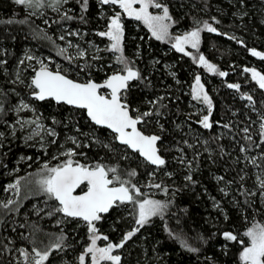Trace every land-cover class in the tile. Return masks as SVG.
Wrapping results in <instances>:
<instances>
[{
    "label": "trees",
    "instance_id": "16d2710c",
    "mask_svg": "<svg viewBox=\"0 0 264 264\" xmlns=\"http://www.w3.org/2000/svg\"><path fill=\"white\" fill-rule=\"evenodd\" d=\"M160 2L167 5L175 21L169 30L173 36L191 30L196 21L206 20L217 28V33H201L199 53L227 75L221 77L208 72L191 57L172 48L170 41L156 40L142 23L122 16L124 55L141 75V79L130 82L125 96L133 115L153 110V115L146 118L140 128L144 133L161 136L158 146L166 164L157 169L115 141L110 130L93 124L84 110L57 104L51 99L37 101L30 96L31 90L27 87L36 69L25 59L27 53L33 57L56 59L61 72L79 81L92 79L100 82L118 69L116 62L109 64L110 56L93 59L95 55L91 56L88 48L85 57L72 61L58 54L59 45L64 41L59 39L61 36L82 46L88 41L102 43L104 38L96 32L105 28L114 11H120L118 6L89 0L87 12L82 13L77 0H68L57 12L47 4L39 10H28L15 4L14 0H0V21H27L24 24L0 23V61H5L0 65V98L5 100L7 113L0 119V132L5 134L0 139V202L16 200L18 203L10 208L19 209H0V264H24L18 249L25 248L29 253L33 247L43 249L61 230L67 246L53 251L45 264H79L78 257L89 242L82 221L64 219L60 214L49 217L41 212L37 215L39 209H46V201L48 207H54L55 202L42 194L22 199L14 190L5 191L8 184L18 179L22 181L41 165H52L65 159L59 154L69 148L76 149L78 155L75 159L81 163L99 161L118 164L124 170L135 169L137 176L133 183L140 187L144 196L171 202L162 217H152L123 248L116 250L115 253L121 256V264H241V245L226 241L222 233L231 231L246 245L248 241L243 232L252 223L264 224V197L259 193L256 179L261 169L245 159L246 156L257 157L258 164L264 165V161L259 160L264 153V142L259 135V117L264 115V89H260L243 71L253 67L264 74V59L249 52L253 48L264 52V0ZM65 12L74 19L62 20ZM81 15L84 21L80 20ZM75 31L79 35L68 34ZM45 34L51 39L45 38ZM187 50L196 54V50L190 47ZM21 60L24 64H20ZM50 63L53 65L50 69L57 70L55 62ZM17 73L24 83L14 82ZM197 74L213 104L210 117L213 126L210 129L203 128L198 122L202 114H207L206 106L202 114L198 113L197 108L203 104L191 96ZM232 83L240 84V89L227 87ZM242 94L251 95L255 104L250 105L246 99H241ZM160 97L163 100L159 105L148 103ZM20 99L28 102L35 112L25 110L17 115L9 111ZM37 115L45 128L53 129L57 136L42 131L26 142L25 137L35 126L21 130L15 122L17 119H35ZM224 124L230 127L225 128ZM9 125L16 126L15 135ZM245 127L252 136L251 145L244 138L242 129ZM69 137H76L80 147L76 148ZM103 144H110L113 150L104 148ZM241 146L247 151L241 152ZM125 154L128 159L121 158ZM56 156L59 159H53ZM180 157L185 161L183 164L179 162ZM188 161H191V169ZM152 173L154 175H150ZM189 174L192 182L185 180ZM218 177L223 179L218 180ZM151 184H161L168 192L151 187ZM221 189H225L228 195ZM243 190L256 195L243 196ZM214 201L219 204L218 208ZM60 219L63 223L57 225L56 221ZM34 226L39 229L35 233ZM97 227L101 235L118 243L126 232L136 227L134 206L125 204L111 209L97 222ZM177 237L199 251H188ZM106 243L98 241L102 246ZM85 264H91L90 257H86Z\"/></svg>",
    "mask_w": 264,
    "mask_h": 264
},
{
    "label": "snow or ice",
    "instance_id": "6c2138e0",
    "mask_svg": "<svg viewBox=\"0 0 264 264\" xmlns=\"http://www.w3.org/2000/svg\"><path fill=\"white\" fill-rule=\"evenodd\" d=\"M68 0H14L17 5L24 6L28 10H39L44 8L47 4L55 11H60L62 5L66 4ZM80 4L81 12L85 13L88 10L89 0H77ZM101 5L118 6L120 11H114L113 15L108 17L107 27L105 31L97 33L100 37H106L109 41L107 48L111 52L117 65L116 71L108 75L102 83L89 79L85 82L70 79L69 76L61 72L59 66L56 71H52L48 64L41 59H36L31 55L25 57L26 60L36 59L38 68L34 69V75L31 77L30 83L27 87L31 90L30 96L37 101H46L48 99L54 100L57 104L63 103L73 106L76 109H81L86 112L88 119L97 126H102L111 130L114 134V140L118 141L125 149H130L132 152L143 158L147 165L155 166L157 169L162 168L166 164V160L160 155V148L158 142L161 140L159 135H146L140 130L138 125L146 122V118L153 115V110H148L137 115H132V110L127 103L125 93L127 92L130 82L141 79L140 72L135 70L132 62L124 55L123 37L124 26L122 24V16L134 18L147 27L152 37L156 40H168L171 42V47L177 52L183 53L185 56L192 58L193 62L204 67L210 73H216L221 77L227 75L226 72L220 71L217 66L210 63L203 54L199 53L201 44V33L207 31L209 33H217V28L208 21H196L195 26L191 30L183 32V34L171 35L169 29L175 23L172 16L169 14L167 5L160 2V0H99ZM150 9H159L157 13H153ZM34 14V12H30ZM62 20H72L73 16L66 12L61 16ZM80 20L84 21V16H80ZM215 21V18L213 17ZM0 23H27L26 20H12L8 19L0 21ZM218 23V21H216ZM69 35H79V33H68ZM45 38L47 37L45 34ZM235 39V37H230ZM64 40V36L59 37ZM243 43V41H238ZM69 47H72L69 42ZM196 50V54L188 51L187 48ZM100 49H97L99 52ZM251 55L264 59V52L256 49H249ZM67 48H59L58 54L65 56L66 59H73L71 56L65 55ZM86 52L79 49L77 46V57H85ZM93 59H98L94 56ZM5 61H0V65ZM24 64V60L20 61ZM245 73L251 74V79L255 81L260 89H264V74L257 71L255 68H244ZM15 83H24L17 73ZM227 87L239 90L241 85L238 83L228 84ZM102 90H107L104 94ZM191 96L194 101H199L207 108V114L203 115L198 121L203 128L210 129L213 125L210 122V117L213 111L212 100L205 91L204 85L201 83L199 74L195 75L194 83L191 87ZM241 99H246L250 105H254L255 101L251 95L242 94ZM163 97L157 100L149 101L153 106L159 105ZM25 110L35 112V109L30 106L24 99L12 106L9 111H14L17 115ZM138 112V110H137ZM5 100L0 98V119L5 116ZM157 114L158 111H157ZM259 135L261 141L264 142V115L259 117ZM55 122V121H54ZM19 125L21 130L28 126H35L31 133L25 137V141L32 140L35 136H39L42 131L47 132L50 136H57V133L51 128H45L40 122V116L37 115L35 119H17L15 122ZM12 129V135L16 133V126L9 125ZM223 127L229 128L230 125L224 124ZM78 130V129H77ZM79 131V130H78ZM245 133V139L252 144V136L249 134V129L245 127L242 129ZM4 133L0 132V139L4 138ZM76 148L80 147V143L76 137L68 138ZM43 141V137L41 136ZM55 143V140L52 141ZM187 144V141H184ZM104 148L112 151L110 144H103ZM191 147V145H188ZM41 147L44 144L41 143ZM259 147V145H256ZM182 151V150H180ZM241 152H246L244 146L240 148ZM65 157L60 163L55 166H50L45 163L42 169L36 174L35 180L28 182V190L34 191L36 194H42L48 200L54 201V207H48L45 202L46 209L42 208L37 211V215L44 212L45 215L52 217L60 214L64 219L71 218L79 220L84 223L88 233V243L84 247L83 252L79 255V264H85L86 257H90L91 264H121V256L115 254V250L124 247L145 224L149 223L152 217L163 216L168 210L170 201H160L147 198L141 193L140 187L133 183V179L137 176L135 169L124 170L118 164L110 165L102 162H95L93 164L81 163L76 160L78 155L75 148H69L65 152L59 154ZM83 155V153H79ZM122 159H128L125 154ZM59 159V156L53 157ZM245 159L253 166L260 168L261 172L257 174L258 190L261 197H264V165L258 164L257 157H245ZM259 160L264 161V153H261ZM180 163H184L183 157L179 158ZM188 167L191 169V161H188ZM154 175V173L150 174ZM171 175V173H167ZM222 180L223 177H218ZM244 177H241L243 180ZM186 181L192 182V175L185 177ZM151 187L162 189L165 193L168 192L167 187H162L161 184H151ZM9 189L14 190L16 195H20L21 181L18 179L15 183L8 184L5 191ZM225 195L228 193L225 189H221ZM243 196H254L255 192L248 190L241 191ZM144 196V198H141ZM18 202L9 199L6 202H0V209L6 211H19L18 208H10V206ZM131 204L134 206L135 225L130 231L126 232L118 243L109 240L106 235H101L97 227V222L103 219L104 214L110 212L111 209L121 205ZM214 206L219 207V204L214 201ZM63 220H57L56 224L60 225ZM25 225H20L24 227ZM34 226V233L38 231ZM226 241L237 242L241 245L242 250L239 253V260L241 264H264V224L252 223L244 232L243 236L247 238L248 243L245 245L244 240L240 239L238 235L231 231L222 233ZM177 239H180L177 237ZM66 236L63 230L59 235L50 239V242L43 248L33 247L31 253L25 248L18 249L19 254L23 257L24 264H45L53 251L63 250L67 245L65 244ZM103 240L107 243L104 246H98V241ZM35 243V241H33ZM180 243L188 251L197 252V248L188 245L186 240L180 239ZM6 247V246H5Z\"/></svg>",
    "mask_w": 264,
    "mask_h": 264
},
{
    "label": "rangeland",
    "instance_id": "374dc122",
    "mask_svg": "<svg viewBox=\"0 0 264 264\" xmlns=\"http://www.w3.org/2000/svg\"><path fill=\"white\" fill-rule=\"evenodd\" d=\"M97 1H99V0H97ZM50 9H52V8H50ZM53 10V9H52ZM120 10V9H119ZM53 11H55V10H53ZM61 11V10H60ZM150 11H152L153 13H157V12H159L160 10L159 9H150ZM58 12V11H57ZM39 14H42L41 12L39 13ZM134 21H136L134 18H132ZM138 23H141V22H139V21H137ZM145 26V25H144ZM106 27H107V24H106V26H105V28L103 29V30H100V31H105L106 30ZM146 27V26H145ZM146 29H147V27H146ZM148 30V29H147ZM170 30V29H169ZM100 31H98V32H100ZM98 32H96V34L98 33ZM148 32H149V30H148ZM74 33H78V31H75ZM149 34L151 35V33L149 32ZM99 36V35H98ZM152 36V35H151ZM101 38H104V41L102 42V43H96V42H90V41H88L87 43H86V46H82L81 44H79V43H77V42H74V41H71V40H68V39H66V38H64V41L59 45V48H67V53L65 54V55H67V56H71V57H73V59H71L70 61H72V60H74L75 58H77V56H76V53H77V46L79 47V49H82V50H84L85 51V49H87L88 48V50H89V52H90V54H91V56H101V57H105L106 55L107 56H110V61H109V64H113V63H115L116 61H115V57H114V55L111 53V52H108V51H106L105 49L107 48V46H108V44H109V41H108V39L106 38V37H101ZM69 42L71 43V45H72V47H69L68 45H69ZM97 49H100V51L99 52H97ZM103 52H105V53H108V54H102ZM261 52V51H260ZM27 55H31V56H33L31 53H27L26 55H25V57L27 56ZM36 59H41V60H43L46 64H48V66H49V68H51L53 65L50 63L51 61H53V62H55V64H56V59H54V58H49V57H43V58H41V57H37V56H34ZM100 57V58H101ZM36 59H33V60H31L30 62H31V66H35L36 68H38L39 67V65L36 63ZM67 60H69V59H67ZM27 61H29V60H27ZM58 66V64H56L55 65V67H57ZM249 68H253V67H249ZM117 70V69H116ZM116 70H113V71H116ZM112 71V72H113ZM258 71V70H257ZM249 74V76H250V78H251V74L250 73H248ZM106 79V78H105ZM103 81V80H102ZM258 85V84H257ZM104 92V94H106L107 92L106 91H103ZM204 110H205V107H204V105H201V107H198L197 108V112L198 113H200V114H202L203 112H204ZM203 115H205V114H202L201 116H200V118H202V116ZM62 161V160H61ZM61 161H59L58 163H60ZM58 163H54V164H49L50 166H55L56 164H58ZM44 165V164H43ZM43 165H41V167L39 168V169H36V170H33V172L31 171L29 174H27L26 175V177L21 181V191H20V195H21V198L22 199H25V198H27L28 196H30V195H36V193L34 192V191H29L28 190V182L30 181V180H35L36 178H37V176H36V174L42 169V167H43ZM147 198H150V199H154V200H160V201H163L162 199H157V198H155L154 196H151V195H148V196H146ZM98 246H102V245H99L98 244ZM104 246V245H103ZM115 252H116V250H115ZM116 254V253H115Z\"/></svg>",
    "mask_w": 264,
    "mask_h": 264
},
{
    "label": "water",
    "instance_id": "95a60500",
    "mask_svg": "<svg viewBox=\"0 0 264 264\" xmlns=\"http://www.w3.org/2000/svg\"><path fill=\"white\" fill-rule=\"evenodd\" d=\"M52 70V69H51ZM136 70V69H135ZM52 71H56V70H52ZM112 74V73H111ZM110 74V75H111ZM70 78V77H69ZM70 79H72V78H70ZM73 80H75V79H73ZM77 81H79V80H77ZM79 82H85V81H79ZM97 83H102L103 81H100V82H98V81H96ZM132 82V81H131ZM103 91V90H102ZM106 92H107V90H105ZM107 94V93H106ZM54 101V100H53ZM55 102V101H54ZM56 103V102H55ZM68 106H70V105H68ZM73 107V106H72ZM85 112V111H84ZM85 114H86V112H85ZM133 115V114H132ZM87 116V115H86ZM88 118V117H87ZM97 126V125H96ZM98 127H102V126H98ZM138 127L140 128V125H138ZM109 130V129H108ZM140 130H141V128H140ZM111 131V130H110ZM142 131V130H141ZM146 135H152V134H155V133H152V134H147V133H145ZM155 135H157V134H155ZM118 142V141H117ZM119 143V142H118ZM159 147V146H158ZM132 151V150H131ZM161 155V154H160ZM162 156V155H161ZM163 157V156H162ZM142 158V157H141ZM164 158V157H163ZM143 159V158H142Z\"/></svg>",
    "mask_w": 264,
    "mask_h": 264
}]
</instances>
